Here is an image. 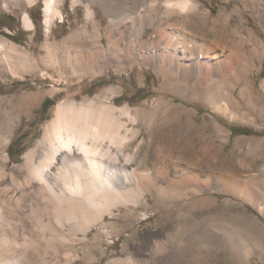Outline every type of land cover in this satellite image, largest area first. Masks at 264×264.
Listing matches in <instances>:
<instances>
[{
    "label": "bare ground",
    "instance_id": "6f19581e",
    "mask_svg": "<svg viewBox=\"0 0 264 264\" xmlns=\"http://www.w3.org/2000/svg\"><path fill=\"white\" fill-rule=\"evenodd\" d=\"M35 1L0 0V4L23 7ZM79 1L82 0H73L74 3ZM241 1L242 5H236L237 11L249 8L258 21H264V0ZM61 2L44 0L43 16L48 29L53 18L59 15ZM158 2L127 0L125 7L114 8L106 27L110 44L94 45L92 50L77 49L74 63L77 69L92 72L97 61L107 62L108 53L116 61L122 55L123 58L124 55L135 57L140 53L145 63L164 77L177 81L171 83V88L178 89L180 96L187 94V83L197 93L213 86L215 103L218 93H223L233 108L242 103L254 108L258 103L255 88L246 78L255 64L254 59L264 50L261 40L250 30L241 33L235 29L230 34L227 21L230 15L221 12L210 19L207 12H200L195 0H163L165 15L159 18L155 44L151 52L143 50L141 37L151 10ZM92 17L93 11L87 9L86 18L91 24L94 23ZM23 23L29 28L33 25L26 12ZM122 28L131 29L132 34L124 52ZM93 38H96L94 32ZM4 45L6 42L1 41L0 46ZM14 49V45L10 46V54L14 53V59L20 64L22 59L28 58ZM14 69L12 65L10 70ZM241 83L242 87L235 94ZM262 85L264 87V82ZM223 110L229 109L224 107ZM50 115L41 137L23 153L22 162L13 166H8L4 149L12 125L4 126L0 121V264H100L94 261L90 249L85 250L88 235L106 217L122 216L119 207L124 206L130 214L143 205L165 207L174 196L187 193L180 192L181 187L198 192L210 185L201 166L204 148L195 156L196 167L191 166L185 149L176 155L172 150L164 156V147L162 155L155 146L149 158L143 155L138 161L135 157L138 146L136 149L131 146L145 123L127 104L115 105L114 96L102 94L85 101L61 100L52 107ZM152 140L151 134L145 144L148 146ZM141 164L145 168H141ZM220 183L221 186L213 188L217 192L231 193L252 203L264 198V192L260 194L246 181L228 174L221 177ZM127 225L122 223L119 232ZM199 226L183 225L185 237L173 241L167 237L169 229L165 224L164 239L156 240L149 233L142 244L130 249L127 255L106 260L105 264L113 261L118 264H204L201 252L206 241ZM130 238H126L124 249ZM230 244L239 247L234 237ZM82 248L84 253H81ZM158 251L165 254L159 256ZM141 252L146 255L141 256ZM188 252L196 253L191 261L186 256Z\"/></svg>",
    "mask_w": 264,
    "mask_h": 264
},
{
    "label": "rangeland",
    "instance_id": "374dc122",
    "mask_svg": "<svg viewBox=\"0 0 264 264\" xmlns=\"http://www.w3.org/2000/svg\"><path fill=\"white\" fill-rule=\"evenodd\" d=\"M195 1L200 12H207L210 19L221 12L230 15L227 19L230 34L235 29L241 33L250 30L264 45V21H258L249 8L237 11L236 5H242L241 0ZM79 2L62 0L58 6L59 15L53 18L49 29L44 23V0L23 7L0 4V42H6L0 46V65L7 62L0 66V121L4 126L12 125L4 148L8 166L22 162L23 153L41 137L50 111L58 101H85L102 94L114 96L115 105L127 104L145 123L139 138L131 146V149L138 146L135 156L138 161L143 155L149 158L150 151L156 146L160 152L164 147L165 155L161 152L164 156L169 151L175 150L173 154L176 155L185 149L191 166L196 167L195 156L204 148L201 166L210 185L198 192L181 187L180 192L187 193L174 196L165 207L143 205L133 214L124 206L119 207L122 216L106 217L102 222L104 225L98 224L89 232L85 250L90 249L94 261L105 264L127 255L130 249L141 245L149 233L151 238L164 239L165 224L169 229L168 239L179 241L185 237L183 225L195 223L202 227L200 231L206 241L201 252L204 264H264V198L252 203L213 189L221 186V177L228 174L236 180L246 181L258 193L264 192V50L254 59L255 64L246 78L255 88L258 103L254 108L245 103L233 108L223 93H218L215 103L213 86L197 93L187 83V94L180 96L178 89L171 88V83L177 81L164 77L145 63L140 53L139 57L124 55L123 58L122 55L119 61L111 59L108 53L107 62L97 61L92 72H81L74 64L76 50H92L94 45L100 44L108 46L106 27L111 13L125 7L127 0ZM87 9L93 11L92 24L86 18ZM24 12L32 19L30 28L23 23ZM164 15L163 0H159L151 10L141 37L143 50L151 52L159 18ZM4 23H11L12 28L1 26ZM122 30L124 52L125 43L129 44L132 34L129 28ZM13 45L17 53L27 55V59H22L25 63L20 64L14 59L15 54H10L9 48ZM12 65L14 71L10 70ZM242 85L237 86L235 94ZM45 98L50 99L51 105L43 112L41 106ZM219 105L221 107L217 108ZM224 107L229 110L224 111ZM232 127H239V130L232 132ZM151 134L153 140L147 146L145 140H150ZM22 135L25 136L20 139ZM20 148L23 151L17 157ZM142 164L141 168H145ZM122 223L128 225L119 232ZM128 236L131 238L124 249ZM232 237L238 241V248L230 244ZM188 242L192 244V240ZM81 253H84L83 248ZM163 254L157 252L159 256ZM195 254L188 252L186 256L191 261ZM115 262L112 264H118Z\"/></svg>",
    "mask_w": 264,
    "mask_h": 264
},
{
    "label": "trees",
    "instance_id": "16d2710c",
    "mask_svg": "<svg viewBox=\"0 0 264 264\" xmlns=\"http://www.w3.org/2000/svg\"><path fill=\"white\" fill-rule=\"evenodd\" d=\"M1 26H6V27H8V28H12V25H11V23H4V24H2ZM51 105V102H50V99L49 98H45L44 99V101H43V103H42V106H41V110L43 111V112H45L46 110H47V108L49 107ZM239 130V127H232V132H236V131H238ZM246 132L247 131H249V129H244ZM25 135H22V136H20L19 138L20 139H22L23 137H24ZM22 151H23V149L22 148H20L19 150H18V152L16 153V155H17V157L18 156H20V154L22 153ZM11 153V152H10Z\"/></svg>",
    "mask_w": 264,
    "mask_h": 264
}]
</instances>
